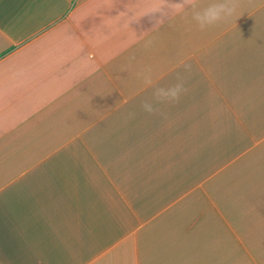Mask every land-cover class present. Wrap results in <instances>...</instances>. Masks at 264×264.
<instances>
[{
  "label": "crops",
  "instance_id": "1",
  "mask_svg": "<svg viewBox=\"0 0 264 264\" xmlns=\"http://www.w3.org/2000/svg\"><path fill=\"white\" fill-rule=\"evenodd\" d=\"M151 2L0 0V264H264V0Z\"/></svg>",
  "mask_w": 264,
  "mask_h": 264
},
{
  "label": "clouds",
  "instance_id": "2",
  "mask_svg": "<svg viewBox=\"0 0 264 264\" xmlns=\"http://www.w3.org/2000/svg\"><path fill=\"white\" fill-rule=\"evenodd\" d=\"M237 7V0H214V2L204 7H200L198 0H177V2H170V0H154V2L145 5L140 16L145 13L158 12L160 15L154 17V20L155 24L159 26L164 24L165 18L169 16V11L172 16H175L187 14V10H191L192 20L195 21L201 31H204L233 17L237 11ZM150 45L151 41L149 40L145 43V48H148ZM183 67L185 72H190L192 66L191 64H184ZM138 75L142 78L146 87L153 85L150 68ZM187 91L185 78L180 73H177L176 82L174 84L154 87L151 97L144 99L140 107L142 111L147 114H159L162 118L167 119V114L161 112L158 106L164 103H178L182 94ZM135 115V112L130 111L126 114L125 119H132Z\"/></svg>",
  "mask_w": 264,
  "mask_h": 264
}]
</instances>
